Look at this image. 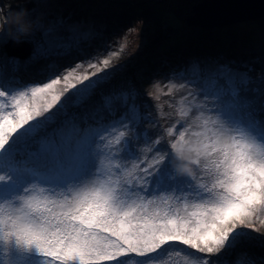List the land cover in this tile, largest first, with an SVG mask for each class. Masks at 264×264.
I'll return each mask as SVG.
<instances>
[{"label": "snow or ice", "instance_id": "snow-or-ice-1", "mask_svg": "<svg viewBox=\"0 0 264 264\" xmlns=\"http://www.w3.org/2000/svg\"><path fill=\"white\" fill-rule=\"evenodd\" d=\"M11 19L0 37L10 29L21 34ZM27 19L32 22L29 14ZM102 63L107 66L109 61ZM75 71L63 76L64 92L75 91L48 116L44 114L63 95L55 88L59 77L42 87L0 88V241L17 249L35 246L42 264H127L120 258L130 254L144 258L136 264H167L162 254L177 245L195 250L185 253L193 264H218L213 257L247 235L238 226L257 230L253 218L264 212V120L241 110L232 70L201 89L205 100L212 101L197 105L204 109L197 117L201 131L189 133L192 125L181 124L170 150L156 149L150 159L139 156L134 150L139 145L127 135L141 120L134 94L131 104L129 94H122L128 112L119 119L87 129L73 124L71 149L63 129L48 131L70 102L81 104L110 75L90 79L74 76ZM111 100L105 98L114 115ZM18 129L23 131L13 137ZM167 133L172 135L173 129ZM141 138L145 145L162 143L147 132L137 135ZM173 154L178 160L189 157L186 163L196 169L179 173ZM181 251L176 249V254Z\"/></svg>", "mask_w": 264, "mask_h": 264}, {"label": "rangeland", "instance_id": "rangeland-1", "mask_svg": "<svg viewBox=\"0 0 264 264\" xmlns=\"http://www.w3.org/2000/svg\"><path fill=\"white\" fill-rule=\"evenodd\" d=\"M159 1L162 0H1L0 32L3 31L9 16L20 9L27 10L32 19V28L27 34H18L10 29L6 36L0 37L3 51L1 59L13 58L10 65H6L5 62L1 64L0 71L4 69L3 66L8 67L4 75L9 78L17 73L16 70L23 71L25 69L23 66L29 62L33 68L39 64L42 75L40 80L25 79L32 82L23 86L14 84L10 86L11 89L42 87L59 77L61 83L55 88L57 93H63L61 101L49 113H45V116L55 112L59 104L75 91L69 89L64 92L66 84L63 76L72 69H76L74 76L82 77L86 74L90 79L110 74L108 79L96 86L86 100L79 105L70 102L66 114L62 113L55 122L48 125L49 132L53 129H63L70 149L75 144L73 124L81 129H87L107 124L128 112L127 107L122 106L124 93L129 94V104L133 103L131 96L133 94L135 96L134 102L141 117L135 128L139 129L142 122H145L142 114L146 109L148 110L146 126L152 139L156 140L163 135L166 141H161L165 145H170L178 138L177 130H182L181 124L185 127L192 125L189 133L201 131L197 117L204 109L198 108L197 105L212 103L211 100H205L201 89L208 88L210 81L220 77V74H214L207 67V63L212 64L213 67L218 63V66L224 69V75L232 70L233 74L237 75L236 85L240 83V78L246 77L242 67L237 66V62L246 58L252 59L251 57L256 54L251 50L264 45V17L215 24L214 28L206 33L207 30L189 27L185 20L186 14L190 13L196 0H164L161 3ZM212 36L217 41H211ZM11 39L28 42L30 54L24 59L19 56H9L4 45ZM105 59L109 61L107 66L102 63ZM189 61H193V71L199 73L189 74L185 66ZM197 61L206 68L202 70V64L199 65ZM90 63L95 64L96 67H88ZM78 65L80 67H77ZM136 68L138 70L135 76ZM255 68L257 70L253 77L256 79L260 71L257 66ZM93 72H96V76H92ZM260 76L263 77L264 74ZM152 81H157L158 86L155 83L150 84ZM71 82L76 83L78 88L82 86L75 79ZM189 84L193 85L189 86ZM252 90L254 92L250 94L255 99L254 102L259 104L257 99L264 100V94L260 97L257 86H253ZM106 97L112 98L111 107L114 115L109 114ZM147 99L150 103H146ZM224 99L226 100V96ZM129 118H131L130 113ZM11 119L15 121L14 116ZM37 119L42 120L44 117ZM169 128L173 129L172 135L167 133ZM132 129L134 128L130 127L127 133ZM20 131L23 129H18L13 137ZM56 138L59 142V137ZM180 163L186 162L173 158L174 167L177 168ZM47 166H52L50 158ZM190 167L194 170L196 168L195 165ZM252 224L256 231L250 227L238 226L239 231L247 233L239 240L251 238L264 245V212H259L253 218ZM236 248L238 245L213 259L218 260V264L221 262L226 264L230 259L231 251L239 252ZM176 249H184V251L177 255ZM186 252H189L186 246L177 245L175 249H170L162 255L167 264L172 262H174L172 264H183L182 260H188V264H193ZM252 252H255L254 264H264V246L253 248ZM197 255L202 254L197 253ZM253 257L244 253L240 258L247 264L253 261Z\"/></svg>", "mask_w": 264, "mask_h": 264}, {"label": "trees", "instance_id": "trees-1", "mask_svg": "<svg viewBox=\"0 0 264 264\" xmlns=\"http://www.w3.org/2000/svg\"><path fill=\"white\" fill-rule=\"evenodd\" d=\"M162 1H164V0H162ZM162 1H159V3H161ZM0 8H1V6H0ZM183 8H184V6L182 7V9ZM179 14H180V12H179ZM147 23L149 24L150 22H147ZM208 32H210V31L207 30L206 33H208ZM211 41H217V39L215 37H213V39ZM262 46H263V48H262ZM262 46L253 48L251 50V52H255L254 54H256L255 56L251 57L252 59L246 58L243 61L239 60V62H237V66L242 67L241 68L242 72H244L243 74H245L246 77L243 79L240 78V83L238 85H235V86L239 89L238 96H239V103L242 106V111H253L257 114L258 118H260L261 120H264V100L258 98L257 102L259 104H257L254 102L255 99L250 94L251 92H254V90H252L253 86L258 87V92H260V97H262L264 94V76L263 77L260 76V75L264 74V65H262V64H264V45H262ZM249 49L250 48H248V52H250ZM2 55H3V51H2V48L0 46V65L3 64L4 62L6 65H10L13 58L12 57H9V58L6 57L5 58L6 60L5 59L2 60L1 59ZM197 62L199 65L202 64L199 61H197ZM192 63H193V61H189L185 64L189 74L193 75L192 72L199 73L198 71H193ZM18 64H23V63L18 62ZM38 65L39 64L36 65V68L35 67L33 68L29 62L27 65L23 66L25 68V69H23V71L18 72L16 70L17 73L13 74V76H10L9 78L6 75H4V73L6 72L5 70H7L8 67L3 66L2 68H4V69H2L0 71V88H10V86L14 85V84L19 85V86H23L25 83L30 84V82H32L30 80L25 81V79L32 78L33 81L40 80L42 75H40L41 74V72H40L41 68ZM199 65H198V67L200 68ZM255 66H257L258 70L260 71V73L258 74V77L256 79H255V77H253V75L256 74L255 72L257 70L256 68L254 69ZM207 67H209L214 74H220V76H224L223 73L225 71H224V69H222L221 67L218 66V63H216V67H213L212 64L207 63ZM205 68L206 67H204V64H202V70H204ZM137 70H138V68H136L134 70L135 76L137 75ZM237 70L239 71L240 68H238ZM241 80H247V83L243 84V83H241ZM212 81H210L208 83V87L210 86ZM154 83L158 86L157 81L156 82L152 81L150 84H154ZM219 83L221 85H223L224 80L221 79ZM193 84H189V86H192ZM228 99H231L230 95L226 96V100H228ZM147 102L150 103V100L147 99L146 103ZM244 105H247V107L244 108L243 107ZM143 112L144 113L142 115L145 117V122H142L139 129L134 128V129L130 130L129 133H127V135L132 140L133 144L139 145V148L134 149L135 151H137L139 153V156L141 158L146 156L150 159L154 155V151L156 149H169L170 150V145H165V143L162 142L160 145H155V146L152 145V147H154V150L148 151V148L151 147V145H145L143 138H141L139 140L137 139L138 134L147 132L149 138L151 140L155 141L154 139H152V137L149 133V129L146 126V116L148 114V110L145 109V111H143ZM160 139L166 141V139L163 135ZM174 157L176 158L175 154H173V158ZM128 163L130 166L131 161H129ZM146 163H147V160H145L144 164H141V167L146 166ZM202 182L207 183L208 177H204ZM40 195H43V194H40ZM241 238H243V237H240V239ZM247 239L248 240L243 239L244 241H241V240L238 241V243L236 244V245H238V248H236V249L239 250V252H235V251L232 252L231 251L230 259L228 260V263H226V264H237V261H239L240 264H245L244 260L242 258H240L244 253H248V255L250 257H253V255L255 253V252H252L253 248H256L257 246L259 248L264 246L263 244H260L257 241H253L251 238H247ZM249 242L254 243L255 245H253V244L251 245ZM241 246L243 247V249H239ZM6 248H7V251H6ZM244 248H247V249H244ZM231 249H234V247ZM188 250H189V252H195V250H193V249H192V251L190 249H188ZM241 251H244V253H241ZM196 255H197V253H196ZM120 259L126 261L127 264H136V262L138 260H141L144 258L137 257V256H135V254H130L129 256L121 257ZM42 260H43V258L40 256L38 249H36L35 246H32L31 248H27V249H17L14 246L5 245V243L3 241H0V264H42ZM190 261L192 262V259ZM254 262H255V258L253 257V261H251L250 263L254 264ZM172 263H174V262H172ZM182 263L188 264V260H182ZM250 263L247 262V264H250ZM56 264H59V262L57 261ZM71 264H78V262L73 261V262H71ZM101 264H115V262L114 261H102ZM220 264H223V262H221Z\"/></svg>", "mask_w": 264, "mask_h": 264}, {"label": "water", "instance_id": "water-1", "mask_svg": "<svg viewBox=\"0 0 264 264\" xmlns=\"http://www.w3.org/2000/svg\"><path fill=\"white\" fill-rule=\"evenodd\" d=\"M185 20L189 27L202 31L213 29L215 24L237 22L264 17V0H196ZM204 20V22H202ZM202 22V23H200ZM9 56L26 58L30 44L26 41L9 40L4 45Z\"/></svg>", "mask_w": 264, "mask_h": 264}, {"label": "clouds", "instance_id": "clouds-1", "mask_svg": "<svg viewBox=\"0 0 264 264\" xmlns=\"http://www.w3.org/2000/svg\"><path fill=\"white\" fill-rule=\"evenodd\" d=\"M28 13L27 10H22L21 12L14 13L12 15V19L10 20V23H13L16 25V27L19 29L21 34H27L31 28H32V22H30L27 19ZM19 42V41H17ZM188 159H190L187 156H180L179 160L182 162H186ZM190 167L187 163H180L177 165V171L179 173H185L187 172L188 168Z\"/></svg>", "mask_w": 264, "mask_h": 264}]
</instances>
